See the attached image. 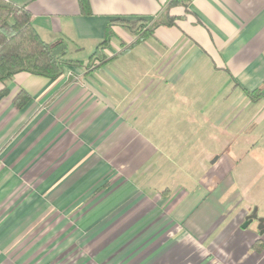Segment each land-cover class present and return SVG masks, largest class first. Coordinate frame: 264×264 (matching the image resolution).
I'll return each instance as SVG.
<instances>
[{
    "label": "crops",
    "instance_id": "0c3cea01",
    "mask_svg": "<svg viewBox=\"0 0 264 264\" xmlns=\"http://www.w3.org/2000/svg\"><path fill=\"white\" fill-rule=\"evenodd\" d=\"M5 1L87 63L115 17L154 22L169 0H89L90 15L79 0ZM189 11L132 47L115 25L94 69L7 82L0 264H264V0Z\"/></svg>",
    "mask_w": 264,
    "mask_h": 264
},
{
    "label": "trees",
    "instance_id": "16d2710c",
    "mask_svg": "<svg viewBox=\"0 0 264 264\" xmlns=\"http://www.w3.org/2000/svg\"><path fill=\"white\" fill-rule=\"evenodd\" d=\"M83 14L90 15L89 0H79ZM175 8L189 11V0H169L163 8L162 14L154 22L152 18L143 17H115L109 24L103 41L98 45L87 63L66 59L65 51L54 55V47L45 42L31 24V14L25 7L12 2L0 0V97L9 93L7 82L19 73H30L47 78H57L63 74L64 67H78L86 70L105 64L106 54L116 34L112 27L119 25L125 29L136 42L140 43L161 27L176 25L178 16L172 15ZM129 47V48H130ZM246 94L253 100L260 98V92ZM30 100L29 94L20 91L13 99L15 106L23 108ZM258 244L257 247L263 245Z\"/></svg>",
    "mask_w": 264,
    "mask_h": 264
},
{
    "label": "water",
    "instance_id": "95a60500",
    "mask_svg": "<svg viewBox=\"0 0 264 264\" xmlns=\"http://www.w3.org/2000/svg\"><path fill=\"white\" fill-rule=\"evenodd\" d=\"M64 49H65V46L62 45V46L54 49L53 50V54L54 55H57V54L61 53ZM251 222H252V219H248L247 222H246V224L243 226V228H246L248 226V224H250ZM261 223H264V220H261Z\"/></svg>",
    "mask_w": 264,
    "mask_h": 264
},
{
    "label": "rangeland",
    "instance_id": "374dc122",
    "mask_svg": "<svg viewBox=\"0 0 264 264\" xmlns=\"http://www.w3.org/2000/svg\"><path fill=\"white\" fill-rule=\"evenodd\" d=\"M89 58V57H88ZM86 60H88V59H86Z\"/></svg>",
    "mask_w": 264,
    "mask_h": 264
}]
</instances>
